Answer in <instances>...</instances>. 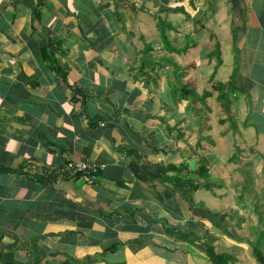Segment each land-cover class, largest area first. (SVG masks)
Listing matches in <instances>:
<instances>
[{"label":"crops","instance_id":"0c3cea01","mask_svg":"<svg viewBox=\"0 0 264 264\" xmlns=\"http://www.w3.org/2000/svg\"><path fill=\"white\" fill-rule=\"evenodd\" d=\"M207 251L264 261V0H0V264Z\"/></svg>","mask_w":264,"mask_h":264},{"label":"built area","instance_id":"2783aa9c","mask_svg":"<svg viewBox=\"0 0 264 264\" xmlns=\"http://www.w3.org/2000/svg\"><path fill=\"white\" fill-rule=\"evenodd\" d=\"M104 167L103 164H98L90 160L69 161L63 168L56 169L55 171L45 170L42 176L51 178L55 182L64 177L75 178L85 176L88 182L94 183Z\"/></svg>","mask_w":264,"mask_h":264},{"label":"trees","instance_id":"16d2710c","mask_svg":"<svg viewBox=\"0 0 264 264\" xmlns=\"http://www.w3.org/2000/svg\"><path fill=\"white\" fill-rule=\"evenodd\" d=\"M220 87H223L221 84L220 85H218V87L216 86V90H219V96L221 97L220 98V101L222 100V99H224V89L223 88H220ZM225 101V100H224ZM224 104V103H223ZM223 108H224V110L226 111L227 110V107L224 105L223 106ZM172 169H173V167H172ZM195 173H197V175H199V176H205L206 175V173H207V169L205 168V166L204 167H201V168H199V169H196V171H195ZM42 179L46 182V183H48V181H52L51 180V178H43L42 177ZM174 183L176 184V185H178L179 187L180 186H185L187 183H189L190 184V187L192 188V192L191 193H193L194 191H196V189L199 187L198 185H197V183L196 182H194L193 180H189V181H187V180H185V179H176V180H174ZM185 195H191V194H189V193H184ZM256 252H258L257 251V249H256ZM207 257L209 258V259H211V261H213V263L214 264H225L226 262H223V263H221V262H219V261H216L215 260V257L211 254V252H208L207 251ZM259 261L261 262V264H264V261L262 260V258H260L259 257Z\"/></svg>","mask_w":264,"mask_h":264},{"label":"water","instance_id":"95a60500","mask_svg":"<svg viewBox=\"0 0 264 264\" xmlns=\"http://www.w3.org/2000/svg\"><path fill=\"white\" fill-rule=\"evenodd\" d=\"M191 166L193 167V163H191Z\"/></svg>","mask_w":264,"mask_h":264},{"label":"rangeland","instance_id":"374dc122","mask_svg":"<svg viewBox=\"0 0 264 264\" xmlns=\"http://www.w3.org/2000/svg\"><path fill=\"white\" fill-rule=\"evenodd\" d=\"M223 110H224V109H223ZM223 110H222V111H223Z\"/></svg>","mask_w":264,"mask_h":264}]
</instances>
